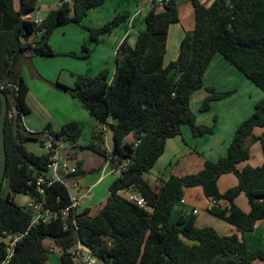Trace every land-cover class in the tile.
<instances>
[{
	"label": "trees",
	"instance_id": "obj_1",
	"mask_svg": "<svg viewBox=\"0 0 264 264\" xmlns=\"http://www.w3.org/2000/svg\"><path fill=\"white\" fill-rule=\"evenodd\" d=\"M105 1L60 0L37 23L23 16L35 9L36 0H19L18 8L14 0H0V89L12 113L11 117L6 115L4 123L6 169L0 185V260L6 234L26 230L30 222V214L13 200L14 194L35 197L36 178L47 176L49 170V154H36L25 143L36 140L43 147L47 130L54 141L68 145L73 156L82 136L77 121H68L57 130L50 123L40 131L25 128L22 117L30 111L26 103L28 86L22 75L26 49L36 45L38 55L54 56L50 44L54 29L75 23L88 32L81 45L84 54L79 56L88 58L89 45L97 44L101 36L123 24L129 14L123 11L95 28L83 25L88 10ZM192 4L194 27L185 31L177 57L166 65L163 58L168 27L179 20L177 0H166L163 10L153 7L145 14L144 28L138 31L133 45L127 43V37L119 43L112 75L106 68L93 75L78 73L74 83L67 85L36 73L53 88L77 98L96 121L86 148L102 155L113 167L125 161L126 165L108 186L106 202L98 214L91 216L89 208L82 207L76 230H62L56 221L30 227L17 242L9 264H47L51 246L46 240L60 248L61 264L75 263L68 250L78 242L102 264H252L256 258L264 259L263 249L249 250L235 233L222 235L211 226L198 227L194 213L181 214L170 221L184 190L199 186L211 203L207 211L238 231H252L257 220L264 223V130L259 136L253 134L256 127L264 129V40L254 38L264 32V0H212L209 5L192 0ZM215 53L259 87L263 97L236 127L224 156L205 160L195 173L171 174L154 190L143 174L163 153L166 140L180 134L182 125L189 126L193 136L213 130L212 125L196 122L189 107L191 94L205 88L208 94L200 105V110L205 111L211 101L234 91L204 87L202 76ZM105 128L112 132L110 151L104 145ZM128 135L132 140L126 139ZM249 140L260 142L263 161L239 170L236 165L250 156L246 145ZM81 164V160L76 161L75 171L68 178L77 180L86 173ZM229 172L235 174L237 182L219 192L217 181ZM125 190L143 196L151 210L120 193ZM240 193L248 200L247 212L234 203ZM45 199L47 206L61 208L69 203V191L64 184L54 182L45 185Z\"/></svg>",
	"mask_w": 264,
	"mask_h": 264
},
{
	"label": "crops",
	"instance_id": "obj_2",
	"mask_svg": "<svg viewBox=\"0 0 264 264\" xmlns=\"http://www.w3.org/2000/svg\"><path fill=\"white\" fill-rule=\"evenodd\" d=\"M107 1L108 0H106L101 6L94 7L88 10L86 16L92 17V14H94V17L98 18V20L95 22V24H90L92 26L89 25H85V26L94 27V28L99 27L101 26L102 22L105 19L106 21H108L114 15L113 11L111 10H108V15L106 16L101 15V12L96 10V8H101V9L104 8L109 1L111 2L113 0H109L108 2ZM115 1L119 4V6H122L123 11H127L129 14L126 21L123 23V26L125 27V32L123 33L122 30H121L122 32L121 31L119 32L117 30L115 31V33L118 35L119 40H117L114 48L109 49L103 47L104 48L103 55L105 57L102 58L104 59L103 62L105 63H110V57H109L110 51L113 50V53H116L118 44L125 37L127 38L131 37L133 35V32H135V29L137 31L136 32L137 34L139 30L144 28L143 18L146 12H148L153 7H155L156 9L157 6L160 7L159 10L156 9L157 11L163 10V3H159L158 0H115ZM199 1L205 5H209L212 0H199ZM59 4H60V0H36L35 9L30 11L29 13L24 14L23 16L28 17L32 20L42 19L50 10L56 8ZM14 5L16 8H18L19 0H14ZM177 6L179 12V20L177 22L171 23L168 27L167 37H166V51L163 58L164 65H166L170 60H173L177 57L180 40L184 36L185 31L193 29L195 23L194 6L192 4V0H177ZM90 21H92L93 23L92 19H90ZM68 24L54 29L50 37V44L53 50H54L53 43L55 42L53 39H58V36L60 35L64 37L66 35V32L71 29V27H66L68 26ZM85 32L88 34L86 30L84 31L79 30L78 36L80 40L77 39L76 41H74L75 47H78V45H80L82 39H84L85 37ZM112 32H114V30ZM171 37L172 40H174V44L172 48L174 56H171L170 58L167 59L166 56L168 52V42ZM64 39L65 38H63L62 40L65 42L66 40ZM100 41L97 44L89 45L91 49L90 52L92 51V48L94 49L99 46ZM92 45L95 46L92 47ZM69 51L72 50H63L61 53H68ZM35 55L41 56L38 55L36 52L31 54L26 53V57H24L23 61L24 62L30 61L31 63L33 62L34 65L38 68L37 65L38 64L42 65L43 62L38 57H35ZM62 69L63 68H61V70ZM99 69H103V68H99ZM87 72L91 73L90 71ZM23 73H24V67H22V75L28 86L26 103L29 106L30 111L22 117V121L27 130L40 131L46 126L47 123H50L52 127H56L58 129L62 124L68 121H77L81 125V128L83 127L82 121H84V119L87 120L88 117L85 111L81 109L82 105L77 98H74L72 96L70 97L62 93L61 91L53 88L52 86H49L46 83H42L43 85H38L35 82L36 79L31 80L30 83L28 82L26 76H24ZM75 74H78V72L77 70L75 71L72 68L70 78L68 77V79L65 81L62 80L63 81L62 83L67 85H72L74 83ZM46 76L48 77V78L46 77L48 80L53 81L54 79H56L59 81V79L61 80V71L58 70L57 66L49 67L46 69ZM202 81L204 87H213L217 91H224L230 89H234V91L225 98L211 101L210 108L205 111L200 110V105L204 97L208 94L207 91L205 90V88H200L195 92H193L189 99V107L196 116V122L198 124L212 125L213 126L212 132L199 136H193L190 131V127L187 125H182L180 129V134L174 137V139H172L173 138L172 137L166 140L164 152L161 155L163 156L165 154L168 145L173 147V152L169 154V155H173V157H177L179 155H181L180 157H183L185 155L196 153L197 156L203 157V159L194 160L193 167L194 169L199 167V170L202 168L205 160L208 159L215 161L219 157L224 156L226 154L236 127L242 120L247 118L253 112L255 103L263 97L262 90L259 87H257L254 83H252L248 78H246V76H244L236 67L230 64L219 53H215L213 55L208 67L206 68L202 76ZM33 112H36L38 116L36 117ZM263 130H264L263 128L256 127L253 130V134L255 136H259L263 132ZM128 136L131 137V139L128 140H132L133 138L132 135H128ZM29 142L36 143L38 141L28 140L25 143V146ZM257 142L259 141L257 140ZM26 148L31 151V149L28 148L27 146ZM61 154L63 158L66 159L72 166H74L76 164V161L79 160L76 153H74L73 156L71 154L68 156L67 150L66 151L63 150ZM161 156L159 158H161ZM168 159L164 162V166L168 163L167 162ZM262 161H263V154L260 145V148L256 147L254 151L250 149L249 158L245 161L239 162L237 164V168L241 170L243 167L247 165L258 166L262 163ZM108 166L109 165L107 164L106 161L102 169V173H101L102 175L96 177L93 183L88 182L84 190L81 189L80 184L77 182L78 188L74 190L75 193H77V191L80 194L84 193L87 187H91V198L85 202L84 204L85 207H89V205L93 202L94 198L98 199L97 195H100L101 197V194H103V189L101 190L99 186L106 178L105 176L106 174L104 172ZM81 168L83 169V161L81 164ZM109 172L113 173L111 167L109 169ZM188 173H193V172H181L180 174H177V176ZM170 175L171 174H167L165 178L161 176L157 188H154V190H158L162 182L166 180ZM236 182H237V178L234 173L229 172L222 174L217 181V187L219 192L225 191L227 188L235 185ZM106 186L107 185H105L104 187ZM132 193L134 192H130L128 196H130ZM234 203L245 212L249 210L248 200L245 194L243 193H240L234 199ZM208 204H210V201L204 195L201 187L196 186V187L186 188L184 190V196L182 200L176 203L172 209L170 221H174L181 214L188 215L190 213H193L192 212L193 210H196V213H194L196 216L195 224L198 227L210 225L217 231L218 234H222V235L235 233L239 236L241 240L245 242L249 250H255L258 248L264 250V223L262 220L256 221L254 225V229L252 231L242 233L238 231L237 228L231 223L225 222L222 219H219L212 214L209 215L207 213H203L202 211H199V209H196L197 206L202 205L203 208L205 207L207 210ZM46 243L48 246L50 245L51 247H54V245L49 240H46ZM54 264H58V263L54 261ZM252 264H264V259L256 258L252 261Z\"/></svg>",
	"mask_w": 264,
	"mask_h": 264
},
{
	"label": "rangeland",
	"instance_id": "obj_3",
	"mask_svg": "<svg viewBox=\"0 0 264 264\" xmlns=\"http://www.w3.org/2000/svg\"><path fill=\"white\" fill-rule=\"evenodd\" d=\"M156 9L159 10L160 7L157 6ZM96 10L101 12V15H103V16L108 15V10L113 11L114 15L109 20H111L115 15L123 12L122 6H119V4L115 0H113L111 2L109 1L104 8H102V9L96 8ZM90 19L93 20V23H92V21H90ZM97 20H98V18L94 17V14H92V17L86 16L83 19L82 24L92 26L90 24H95V22ZM104 22H106V19L102 22V24ZM66 27H71V29L66 32V35L64 37L60 35V36H58V39H53L55 41L53 43L54 52H55L54 56L43 57V56H36L35 55V57H38L43 62L42 65H39V64L37 65L38 68L34 65L33 62H32L33 63V65H32V63L30 61L29 62L23 61V63H22V67H24V73L23 74H24V76H26V79L28 80V82L31 83V80L36 79L35 82L38 85H43L42 83H46L49 86H51L47 81L38 78L36 73L40 74L42 77H44L46 80H48L47 79L48 77L46 76V69L49 67H54V66H57L58 70L61 71V80L59 79V81H61V82H63L62 80H64V81L67 80L68 77L70 78L72 68L75 71L77 70L78 73H84V72L90 71L92 73V75L96 74L99 70H102L99 68H103V69L106 68L108 70L109 74L112 75L114 65H115L116 53H113V50H111L110 55H109L110 63H105V62H103L104 59L102 58V57H105L103 55V52H104L103 47H106L109 49L114 48L117 40H119L118 35L115 33V31L117 30L120 32L122 30L124 33L125 27L123 26V24H120L119 26L115 27L114 32H112L111 34H108V35L101 37L100 38L101 41H100L99 46L97 48H94V49L92 48V51L90 52L88 58L79 57L80 55L84 54V51L82 50L81 45H82V42H84V39H87V33L86 32H85V37H84V39H82V42L80 43V45H78V47H75V45H74V41H76L77 39L80 40V38L78 36L79 30L84 31L85 29L83 27H81L80 25L78 26V25H75L73 23L68 24V26H66ZM136 32L137 31L135 29V32H133V35L131 37L127 38V43L129 45L134 44L135 39H136V35H137ZM63 38H65L64 39V40H66L65 42L62 40ZM254 38H257V39L260 38V39L264 40V32L259 33V35H255ZM173 44H174V40H172V37H171L169 39V42H168V52H167V56H166L167 59L170 58L171 56H174V53L172 51ZM94 46L95 45H92V47H94ZM65 48H67V49H65ZM63 50H72V51H69L70 54L69 53H61ZM71 52L74 53V55L71 54ZM69 67H71V68H69ZM61 68H63V69L61 70ZM48 81H51V80H48ZM53 81H56V79H54ZM59 91H61L62 93L71 97V95L68 94L67 92H64L62 90H59ZM81 109H83V111H85L88 118H87V120L84 119V121H82V124H83L82 136L78 141L79 147H77L76 154H77V157L79 158V160L83 161V170L86 173L84 175L78 177V179L76 181L80 184L81 189L84 190L85 187L87 186L86 184L88 182L93 183V181L96 177L102 175L101 174L102 169H103V166H104L106 160H104V157L102 155L86 148V145L91 140L92 132H93L94 126L96 125V121L89 115V113L83 107ZM33 113L36 117L38 116V114H36V112H33ZM52 129L57 130L56 127H52ZM174 137H176V136H174ZM174 137L172 139H174ZM126 139H131V137L127 136ZM104 145L108 151L111 150V148H112V132L109 128H105V131H104ZM246 145L248 146L249 151H250V149H252V151H254V149L256 147L260 148V144H259V142H257V140H254V141L249 140L246 142ZM26 146L28 148H30L31 151L36 153V154H40V153L44 152V148L39 145V142H36V143L29 142L26 144ZM67 146L65 147L64 150L65 151L67 150L68 156L70 154L72 155L71 149H69V147H67ZM171 152H173V147L168 145V148L165 151V154L163 156H161L163 154L162 153L160 155L161 158L156 160V162L154 163L152 168L148 172L143 174V178L148 182V184L153 189L157 188V185L159 183V179L161 178V176L165 178L167 174L177 175V174H180L181 172H193L194 173L195 171L197 172V170H199V167L194 169V167H193L194 160L195 159H203V157L197 156L196 153L185 155L183 157H180L181 155H179L177 157H173V155H169ZM251 155H252V153H251ZM167 159H168V161H167L168 163L164 166V162ZM110 167H112L111 164H109V166L105 170L104 173L106 174L105 175L106 178L103 177L105 179L102 182V184L99 186V188H101V190L103 189V194H101V197H100V195H97L98 199L94 198L93 202L88 207L89 208V215H91V216L98 214L99 210L105 204L106 198L108 196L107 187L110 185L112 180L116 176L119 175L117 173H110L109 172ZM236 167H237V165H236ZM158 170H160V171H158ZM73 180H68L67 184L69 186H72ZM105 185H107V186L104 187ZM99 188H97V189H99ZM71 191L73 193H75L73 188H71ZM130 192H131L130 190H125V191H121L120 193L124 196H128ZM243 197H244V195H243ZM29 198H30L29 195L23 194V193H16L13 196V200L18 205H21V206H24L29 201ZM196 209H199V211H202L203 213H207V214L211 215V213L207 212L206 208L205 207L203 208L202 205L197 206ZM206 226H210V225H206ZM183 239L185 242L190 243L189 240H187L185 238H183ZM50 250H51V252L48 256L47 264H54V261H56V263L60 264V258H59L60 253H61L60 248L57 246H54V247H51ZM75 263L78 264L76 261H75Z\"/></svg>",
	"mask_w": 264,
	"mask_h": 264
},
{
	"label": "built area",
	"instance_id": "obj_4",
	"mask_svg": "<svg viewBox=\"0 0 264 264\" xmlns=\"http://www.w3.org/2000/svg\"><path fill=\"white\" fill-rule=\"evenodd\" d=\"M166 0H158L159 3H163ZM40 22L41 19L34 20ZM8 117L12 116V113L7 112ZM45 132V138L43 141L44 152L49 154V165L47 176H38L34 182L35 197H30L29 201L24 205L25 211L30 214L29 226L26 230L16 233L6 234V246L3 258L0 260V264H9L14 254V248L17 242L27 234L30 227L38 224H47L54 221L60 222L62 230L67 228L77 229V215L80 209L84 206L85 202L91 198V187H87L84 193H73L78 188L76 180L68 178L69 174L75 171V165L63 158L61 152L65 149L66 145L61 141H54L53 136L47 131ZM109 165L110 162L107 161ZM126 165V161L119 166L111 167L113 173L120 174ZM68 180H73L72 186L67 184ZM54 182H60L64 184L69 191V203L61 208H52L46 205L45 199V185L49 186ZM129 199L136 203L139 207L151 210V207L147 205L143 196L138 193H132ZM214 203V202H213ZM211 206V203L207 205V208ZM196 213V210L192 211ZM73 256L74 260L79 264H102L98 261L96 256L90 251L89 248L78 242L74 247L68 250Z\"/></svg>",
	"mask_w": 264,
	"mask_h": 264
},
{
	"label": "water",
	"instance_id": "obj_5",
	"mask_svg": "<svg viewBox=\"0 0 264 264\" xmlns=\"http://www.w3.org/2000/svg\"><path fill=\"white\" fill-rule=\"evenodd\" d=\"M37 46L33 45L31 48L26 49L27 54L35 53ZM0 185L3 181L4 172L6 169V150H5V134H4V123L8 112L7 109V97L6 94L0 89Z\"/></svg>",
	"mask_w": 264,
	"mask_h": 264
}]
</instances>
